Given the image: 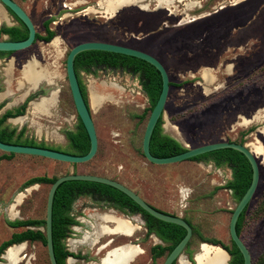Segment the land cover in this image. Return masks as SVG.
I'll use <instances>...</instances> for the list:
<instances>
[{"label":"rangeland","instance_id":"obj_1","mask_svg":"<svg viewBox=\"0 0 264 264\" xmlns=\"http://www.w3.org/2000/svg\"><path fill=\"white\" fill-rule=\"evenodd\" d=\"M13 1L29 15L37 32L42 33L41 24L50 17L55 24L50 27L63 32L48 44L37 41L0 59V115L19 107L29 95L42 92L28 104L24 116L8 119L4 125L17 130L24 127L25 135L36 142L67 150L63 131L73 130L78 123L65 74L68 51L78 43L96 39H123L131 45H142L149 39L154 52L170 55L165 63L172 80H193L190 85L170 87L162 118L164 133L185 148L220 141L253 148L259 182L245 212L240 238L249 250L251 264H264V0H137L117 8L114 14L119 17L110 20L107 17L114 14L108 9L115 8L117 0ZM8 20L7 24L19 26L9 13ZM68 20L76 24L68 27ZM94 21L101 26H88ZM4 22L0 12V27L6 26ZM4 38L1 36L0 41ZM30 63L43 76L35 90L21 74ZM81 77L98 138L97 153L84 164L21 154L1 160L0 244L23 230L8 227L7 221L45 219L49 185L25 188L26 181L39 176L87 174L115 180L154 208L188 220L196 233L181 257L187 264H191L189 255L196 264L201 247L212 245L209 240L220 242L222 249L229 248V221L237 204L223 188L229 171L206 161L169 165L148 162L141 143L149 104L141 86L113 73ZM92 90L102 97L98 106H92ZM35 104L38 110L30 114ZM18 118L24 120L18 123ZM7 155L0 151V158ZM181 190L186 192L185 199ZM74 210L83 227L71 231L65 247L86 260L69 258L66 264L115 260L114 252L130 241L126 237H132V243L142 249L129 264L163 263V258L151 263L150 248L162 243L146 235L139 215L131 220L135 225L128 222L134 231L124 234L114 232V224L98 219L102 215L120 217L104 203L82 197L75 202ZM102 226L111 232H98L94 243H81L84 233L93 234L94 227L98 231ZM134 237L140 242H134ZM20 245L24 250L18 264H50L45 246L28 242ZM0 264H7L3 256Z\"/></svg>","mask_w":264,"mask_h":264},{"label":"trees","instance_id":"obj_2","mask_svg":"<svg viewBox=\"0 0 264 264\" xmlns=\"http://www.w3.org/2000/svg\"><path fill=\"white\" fill-rule=\"evenodd\" d=\"M9 14L13 16L19 26H1L0 37L7 36L9 41L15 42L25 40L28 36V31L26 27L11 12H9ZM48 25L49 22H45L43 24L44 29L48 32V36L45 38L37 32L35 41L47 42L52 39V37L54 36V32L49 31ZM87 53H95L99 56L106 54L111 55V53L102 51L82 52L75 57L74 66L75 64L78 65V63L80 62V57L83 54ZM13 54L14 53L12 52H0V59L11 56ZM127 58L128 57L125 56L123 57V59L130 61ZM146 72L148 71L146 70ZM154 72L157 73V71L155 70ZM140 86L142 91L147 93L148 95L150 102V107L148 111L150 114L160 95L162 83L159 81L157 83L152 84H140ZM79 87L82 96L86 104L88 105L86 90L84 86L80 83ZM41 95L42 92H37L35 94L29 95L19 107L15 108L14 110H7L2 115H0V142L10 145L46 148L75 156L86 155L90 148V142L87 133L78 117V123L75 126V130L66 129L63 131L64 138L68 144V149L63 151L47 147L42 142H36V140H34L33 138L26 136V131L24 127L17 130L16 128H10L4 125L8 119L24 116L28 104ZM162 131V117H160L152 132L149 144L150 154L153 157L167 158L170 156L181 154L186 151V148H184L179 142L169 137L168 135L162 134ZM12 156L13 154L2 156L0 158V161L3 159H10V157ZM190 160L211 162L216 168L229 167L232 170V179L229 180L226 185H223V188L230 189L233 191V197L236 202L241 199V197L244 195L250 185L252 178L251 166L247 159L241 153L235 150H217L194 157ZM56 179L57 177H34L26 181L24 187L27 188L36 184H48L50 186L54 183ZM80 195L91 197V199L96 203H104L107 206L114 207L124 213H127V215H140L145 222L148 234L150 235L151 233H154L165 243L164 245H157L151 248L150 253L153 255L154 259L160 257L163 254L167 256V254H169L173 250V248L180 242V240L186 234L183 228L170 223L162 222L150 216L149 214L144 212L140 207H138L131 199H129L123 193L117 191L112 187L92 182L68 181L62 183L57 188L54 194L52 205V237L54 239L53 251L54 256L58 260V264H64L65 257H76V254H73L66 249L64 242L60 244L58 242L57 244L56 239L58 238L65 240L69 235L70 226L72 224L77 223L72 217H70L69 213L71 211L73 202ZM247 208L248 206L243 210L236 223V231L239 237ZM187 222L191 224L189 221ZM6 224L16 229L24 228V230L19 233L13 234L11 240L1 245L0 257L3 255L4 251L7 248L13 245L23 243L24 241L32 242L34 239H40L43 243H45L46 241L45 233L43 231H34L31 229V227H44L45 220L26 219L17 220L13 222L7 221ZM190 241L185 249L188 248ZM209 242L214 246H221V248L223 247L221 243L216 240H209ZM224 249L233 257L232 264H243L242 255L240 254L238 248L232 241H230V247ZM59 257L61 258V262L59 261ZM188 258L191 264H193L194 262L191 259L192 257L189 255ZM173 264H176V262H174Z\"/></svg>","mask_w":264,"mask_h":264},{"label":"water","instance_id":"obj_3","mask_svg":"<svg viewBox=\"0 0 264 264\" xmlns=\"http://www.w3.org/2000/svg\"><path fill=\"white\" fill-rule=\"evenodd\" d=\"M0 4L7 10V12L8 11L11 12L26 27L28 31V36L23 41H18V42L9 41L7 36H4L5 38L0 41V52L15 53V52L23 51V50L30 48L35 42L37 31L29 15L24 11V9L21 6H19L13 0H0ZM86 51H102V52H108V53H114V54L134 57V58H137L144 62L149 63L159 72L161 79H162L161 92H160V95L154 107L152 108L148 116L145 129H144V133H143V137H142V143H141L142 155L148 162L155 164V165L175 164V163H179L183 161H189L190 159L194 157H197V156H200L206 153H210L213 151H217V150H222V149L235 150L241 153L247 159V161L249 162L251 166V170H252L251 182H250L248 189L246 190L244 195L241 197V199L237 202L236 207L232 211L228 229H229L230 240L235 244L240 254L242 255L243 264H251V255L249 253V250L247 249V247L245 246V244L242 242L241 238L237 234L236 223L238 221L239 216L243 212V210L249 205L252 197L254 196L256 192L257 186H258L259 164L257 162L256 155H254L251 149L248 148L246 145H241V144L234 143V142L220 141L216 143H210V144L198 146L195 148H186L185 152L178 154V155L170 156L167 158L153 157L150 154V150H149L151 135H152V132L159 118L162 116L164 112L168 94H169V89L171 86L169 85L168 76H167V73L164 67L156 59H154L153 57H151L150 55L144 52H141V51L129 48V47L117 45V44H110V43L98 42V41H87V42L76 44L66 54L65 74H66L67 84H68L72 102H73V105L76 111V115L79 118L80 122L82 123L87 133V136L89 138V142H90V148L86 155L75 156V155L66 154L63 152L50 150L46 148L21 146V145H10V144H4L1 142H0V151L6 154H21V155H28V156H34V157H41V158H46L49 160L62 162V163H68V164H84V163L89 162L95 157L97 150H98V138L96 134L95 125L92 119L91 107H90L89 101L87 105L82 96L79 83H78L75 70H74L75 57L79 53L86 52ZM68 181L92 182V183H98V184L112 187L116 189L117 191L123 193L129 199H131L138 207H140L144 212H146L150 216L162 222L170 223V224L183 228L186 232L185 236L173 248V250L169 254H167L162 264H173L174 262H176L177 264L179 262V259L183 257V252L192 237L191 225L188 222H186L183 218L158 211L157 209L152 207L150 204L145 202L134 191H132L131 189L127 188L125 185L115 180L102 177V176H96V175L68 174V175H63L61 177H58L54 181V183L50 185L49 191L47 194L44 232H45V237H46L45 246H46L47 255H48L50 264H57L55 261L54 253H53L52 233H51L53 198H54V194L57 188L62 183L68 182ZM119 216H120L119 218L126 220L127 222L135 225L134 223L131 222L132 219L130 217L121 216V215ZM126 238H129L130 241H128V243L122 246H130V247H136L140 249L139 245L131 243L132 237L131 238L126 237ZM111 240L112 239H110L109 241ZM20 244H25V242L20 243ZM202 244H205V243H201V245ZM210 246H214V245H210ZM214 247H217L220 250H222L228 257V254L224 249L218 246H214Z\"/></svg>","mask_w":264,"mask_h":264},{"label":"flooded vegetation","instance_id":"obj_4","mask_svg":"<svg viewBox=\"0 0 264 264\" xmlns=\"http://www.w3.org/2000/svg\"><path fill=\"white\" fill-rule=\"evenodd\" d=\"M86 14H84V16H85ZM117 17H119V14H114V15H112V16H109V17H107L109 20L110 19H114V18H117ZM51 18L52 17H50V18H48V19H46V20H44L43 22H42V24H41V29H42V33H40L43 37H47L48 36V32L44 29V27H43V24L45 23V22H49V31H52V32H54V36L52 37V39H50L49 41H40V42H42V43H44V44H48V43H50V42H52L53 40H54V38L57 36V35H60L63 31L60 29L59 30V28H51L50 27V25L53 23L54 24V22L51 20ZM101 18V17H100ZM73 18H71V20H72ZM71 20H68V22L67 23H69V26L68 27H72L74 24H76V22H71L70 23V21ZM197 20V19H196ZM106 23V22H105ZM111 23V22H110ZM88 24V26H90V27H92V26H99L100 24L99 23H97L96 21H94V22H92V23H87ZM55 25V24H54ZM59 25H62V24H59ZM101 26V25H100ZM39 33V32H38ZM65 40H66V36L64 35V37H63ZM96 41H98V42H105V43H110V44H117V45H121V46H125V47H129V48H132V49H135V50H138V51H141V52H144V53H146V54H148V55H150L151 57H153L154 59H156L163 67H164V69L166 70V73H167V76H168V80H169V85L172 87V86H185V85H190V84H193V80H183V81H181V82H179V83H177L176 81H174V80H172V78L170 77V73H169V69H168V67H167V65H166V60H167V58H169L170 57V55H167L166 54V52L164 51L162 54H158V53H156V52H154L153 50H154V46L153 45H150L149 44V39L148 40H146V41H144L145 43L144 44H142V45H131V44H129L128 42H127V40H123V39H115L114 41H104V40H97L96 39ZM37 41H35L34 43H36ZM79 44V43H78ZM137 47H140L142 50H140V49H137ZM145 49H148V50H150V51H145ZM87 52V51H86ZM94 52V51H93ZM149 52H151V54L149 53ZM152 52H153V54L154 55H152ZM80 54V53H79ZM125 55H119V54H112L111 53V55H102V56H99V55H97V54H95V53H87V54H83L81 57H80V62L78 63V65H76L75 64V66H74V70H75V74H76V77H77V80H78V83H80L81 85H84V82H83V79H82V75L83 76H85V77H91V78H97L96 76H97V74L98 73H101V74H103V73H113V74H117V77L118 78H120V76L121 75H124V77L126 78V80H127V82L129 83V82H134V83H136V84H152V83H157V82H161L162 83V79H161V76H160V74H159V72L152 66V65H150L149 63H147V62H144V61H142V60H140V59H137V58H134V57H129V56H125V57H128L127 59H129L130 61H128V60H126V59H123V57H124ZM146 70L148 71V72H146ZM154 70L155 71H157V73L156 72H154ZM103 77H104V75H103ZM158 78V79H157ZM144 94H145V96H146V98H147V101H148V104H149V107H150V102H149V98H148V95H147V93H145L144 92ZM195 107H197V106H195ZM195 107H193V108H195ZM162 118H163V114H162V116H161ZM163 129V128H162ZM73 130H75V127H74V129ZM162 134H164V135H167V134H165L164 133V131H162ZM169 136V135H168ZM169 137H171V136H169ZM171 138H173V137H171ZM174 139V138H173ZM174 140H176V139H174ZM177 141V140H176ZM178 142V141H177ZM180 143V142H179ZM181 144V143H180ZM238 144H241V145H244L243 143H238ZM182 145V144H181ZM183 146V145H182ZM184 147V146H183ZM185 148V147H184ZM226 169L229 171V174H230V176H229V180H231L232 179V170L229 168V167H226ZM259 175H260V171H259ZM229 180H227V182L225 183V185L228 183V181ZM36 185H41V184H36ZM50 187V186H49ZM226 190H228L230 193H231V195H232V197H233V191L232 190H230V189H226ZM181 196H182V192H181ZM82 197H87V196H82V195H80L74 202H73V204H72V208H71V211H70V213H69V215H70V217H72L77 223H75V224H72L71 226H70V228H69V234H73L71 231H80V228L82 229V225H79V222L78 221H80L79 220V218H78V216H77V212H74L75 210H74V204H75V202L79 199V198H82ZM89 198H91V197H89ZM233 199H234V197H233ZM153 207V206H152ZM110 209H111V211L112 212H114V213H117V214H119V215H121V216H126V217H130L132 220H133V216L134 215H127V213H124V212H122V211H120V210H118V209H116V208H114V207H110ZM156 209V208H155ZM158 210V209H157ZM158 211H160V210H158ZM160 212H163V211H160ZM163 213H165V212H163ZM167 214V213H166ZM171 215V214H170ZM140 216V215H139ZM175 216V215H174ZM141 217V216H140ZM78 219V220H77ZM141 219H142V217H141ZM45 220V219H44ZM185 221H186V219H184ZM142 221H143V225H144V229L146 230V235L147 236H149V234H148V230H147V228H146V225H145V222H144V220L142 219ZM188 221V220H187ZM186 221V222H187ZM191 225V228H192V237L195 235V231H194V227L192 226V224H190ZM8 226V225H7ZM80 226V227H79ZM8 227H10V226H8ZM10 228H12V227H10ZM41 228H43V230L45 229V226L44 227H31V229L32 230H40L41 231ZM12 229H16V228H12ZM19 229V228H18ZM23 230H24V228H22ZM44 232V231H43ZM19 233V232H18ZM45 233V232H44ZM51 233H52V227H51ZM13 234H15V233H13ZM13 234L10 236V238L8 239V240H6V241H4V242H2L1 244H0V247H1V245L3 244V243H5V242H7V241H9V240H11L12 239V237H13ZM85 234V233H84ZM114 235H116V234H114ZM150 235H153V236H155V238H157V240H159L162 244L161 245H164L165 243L159 238V237H157L154 233H151ZM68 237H69V235H68ZM67 237V238H68ZM192 237H191V239H192ZM46 238V237H45ZM67 238L65 239V240H63V239H56L57 240V244H58V242H59V244L60 243H62V242H64L65 243V241L67 240ZM83 238H84V236H83ZM134 242L135 241H138V242H140V239L138 238V237H134ZM114 240H113V238H112V240L110 241V242H113ZM231 241V240H230ZM25 243H27L28 241H24ZM46 242V241H45ZM87 242V241H86ZM85 241H84V239L81 241V243H86ZM28 243H36V244H41L42 246H45V243H43L40 239H34L32 242H28ZM53 243H54V239H53V237H52V247H53ZM131 243H132V241H131ZM17 245H20V244H17ZM20 246H23V245H20ZM156 245H154L153 247H155ZM11 247H15L14 245L13 246H11ZM153 247H151V248H153ZM45 248H46V246H45ZM151 248H150V251H151ZM67 249V248H66ZM68 250V249H67ZM4 252H6V251H4ZM70 252V251H69ZM227 252V251H226ZM53 253H54V251H53ZM72 253V252H71ZM4 254L5 253H3V258H4ZM74 254V253H73ZM149 254H150V261H151V263H154L156 260H158V259H160V258H163V261H164V259H165V255L163 254V255H161L160 257H157L156 259H154L153 258V255L149 252ZM227 254H228V257H227V261H226V263L227 264H232V261H233V257L227 252ZM55 257V256H54ZM69 258H73V259H76V260H81V261H83V260H86V257H84V256H82L81 254H76V257H65V259H64V264H66L67 263V261L69 260ZM55 261H56V263L58 264V260L56 259V257H55ZM59 261L61 262V258L59 257ZM50 263V262H49Z\"/></svg>","mask_w":264,"mask_h":264},{"label":"bare ground","instance_id":"obj_5","mask_svg":"<svg viewBox=\"0 0 264 264\" xmlns=\"http://www.w3.org/2000/svg\"><path fill=\"white\" fill-rule=\"evenodd\" d=\"M135 1H137V0H117L115 3L116 4L115 8L108 9V11H110L111 14H114V13H116L117 8H120V7H122L126 4H129V3H134ZM157 2H158V0H157ZM101 5H102V3H101ZM166 6H167V4H166ZM54 44L56 45V42H54ZM21 74L23 76V79L25 81H27L34 90L36 89L37 84L43 78L41 72L36 69V66L34 63H30V64L25 65L24 69H23V73H21ZM90 99H91L92 106H98L100 101L102 100V97L97 92L92 90L91 94H90ZM37 110H38L37 105L36 104L33 105L31 108L30 114L36 113ZM23 120H24V118H18L17 122L20 123ZM254 148L256 149V151H260V149L258 147H254ZM252 149H251V151H252ZM252 153H253V151H252ZM181 192H182V198L185 199L186 192L184 190H181ZM98 219L101 222H109V223L114 224V226H115L114 232L128 234V233L134 231V227L130 226V224H128V222H125L119 218H116L113 216H108V215H102V216L98 217ZM97 228L98 227L93 228V230H92V232L94 231L93 234H90L87 232L84 234L83 239L85 242L90 241V242L94 243L95 236L98 232H102L104 234H109L111 232L108 230V228H106L104 226L99 228L100 230H98V231H97ZM23 250H24V246H15V247L8 248L4 254V259L6 260L7 264H18L21 260V259H19V255H21ZM137 252L141 253V250L138 248L130 247V246H122L114 252V254H116L115 260H105V261H103L102 264H129ZM226 261H227V256L225 255V253L222 250H220L217 247L208 246V245H203L201 247L200 255H198L196 257V264H226ZM179 264H187V263L181 258V259H179Z\"/></svg>","mask_w":264,"mask_h":264},{"label":"crops","instance_id":"obj_6","mask_svg":"<svg viewBox=\"0 0 264 264\" xmlns=\"http://www.w3.org/2000/svg\"><path fill=\"white\" fill-rule=\"evenodd\" d=\"M0 12H1V16H2V19L5 21L4 23L6 24L7 27H12L14 26L13 24L9 23L7 24V22L9 21L8 20V13L7 10L1 5L0 6Z\"/></svg>","mask_w":264,"mask_h":264}]
</instances>
